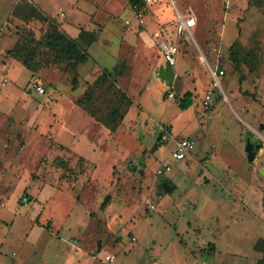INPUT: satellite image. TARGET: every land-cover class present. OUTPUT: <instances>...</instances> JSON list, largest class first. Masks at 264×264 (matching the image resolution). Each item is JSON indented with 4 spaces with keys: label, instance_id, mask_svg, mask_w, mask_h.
<instances>
[{
    "label": "rangeland",
    "instance_id": "1",
    "mask_svg": "<svg viewBox=\"0 0 264 264\" xmlns=\"http://www.w3.org/2000/svg\"><path fill=\"white\" fill-rule=\"evenodd\" d=\"M173 2L197 26L194 40L179 46L170 86L156 70ZM31 5L71 37L94 31L89 60L72 69L39 46L31 70L9 56L16 42L26 45V36L40 39L47 29L24 18ZM233 41L246 61L237 69ZM201 50L213 69L225 67L218 82ZM114 67L117 87L133 101L116 135L75 102ZM34 81L43 93L29 87ZM93 87L91 105L105 112L112 94ZM186 90L196 108L178 107ZM207 92L205 108L199 100ZM161 134L168 139L153 148ZM179 134L192 136L195 147L174 160ZM246 136L261 148L251 161ZM162 162L171 171L155 175ZM263 162L264 5L161 0L138 10L128 0H0V225L9 229L0 264H256Z\"/></svg>",
    "mask_w": 264,
    "mask_h": 264
},
{
    "label": "trees",
    "instance_id": "2",
    "mask_svg": "<svg viewBox=\"0 0 264 264\" xmlns=\"http://www.w3.org/2000/svg\"><path fill=\"white\" fill-rule=\"evenodd\" d=\"M129 4L141 10L145 5L144 0H128ZM251 2V0H248ZM255 3L264 5V0H255ZM34 17L39 21L47 24V29L40 39H35L33 36H26V45L16 42L13 47L8 49L6 53L20 60V62L27 68L31 69V59L33 58L36 49L39 46L45 47L48 51L52 52L59 61H65L69 67L75 69L76 64L84 63L89 60V53L86 47L92 44L96 40V33L94 31L80 28L78 34L75 37H71L63 29H61L54 19L48 16L42 9L31 5L26 10L24 18L28 19ZM191 41V39L182 36L181 42ZM34 43V44H33ZM33 44V45H32ZM236 43L229 46V59L233 64L234 68H239V65L245 61V57L239 55L235 50ZM25 55V56H24ZM114 72L120 73L115 67L112 69H104L95 79L94 84L87 87L83 94L75 99L76 104L82 106L90 116L96 121L102 123L105 128L113 135L117 130L118 126L122 123L125 114L129 108L133 105L132 99L128 94L119 89L113 79ZM72 84L75 87L77 79L73 77ZM95 85H105V90L112 94V98L108 99L107 110L101 112L98 108L91 105L94 100V87ZM165 96V94H164ZM193 95L190 90H186L179 98L178 107L180 109H187L192 105ZM162 143L160 136L158 137V143L153 148ZM110 195H106L103 201L100 203V208L103 209L108 204ZM254 249L259 252H263V256L260 257L256 264H264V237L258 238L253 245Z\"/></svg>",
    "mask_w": 264,
    "mask_h": 264
},
{
    "label": "built area",
    "instance_id": "3",
    "mask_svg": "<svg viewBox=\"0 0 264 264\" xmlns=\"http://www.w3.org/2000/svg\"><path fill=\"white\" fill-rule=\"evenodd\" d=\"M160 0H144L146 5H151L152 3ZM138 17H141L142 14L139 12ZM142 21V18L139 19ZM196 17L192 14L177 12V18L173 23L174 32L172 36H169L168 39L161 45L162 56L166 65H170L174 68L176 63V57L179 53L180 38L185 36L192 41L194 40V35L192 28L196 26ZM225 67L221 64L216 66L215 69H211V74L214 79L218 82L219 77L224 74ZM38 93H43L44 88L41 84L36 81L32 82L29 86ZM171 89V88H170ZM168 89L169 97H173L174 92ZM210 102L209 93H205L204 98L202 99L203 107L207 108ZM168 139L166 134L160 135V141L165 142ZM195 147V140L190 135H177L174 137V146L171 149L169 156L174 160H179L185 158V156L190 153ZM171 170V165L168 162H162L157 165L155 169V175H161L165 172Z\"/></svg>",
    "mask_w": 264,
    "mask_h": 264
},
{
    "label": "crops",
    "instance_id": "4",
    "mask_svg": "<svg viewBox=\"0 0 264 264\" xmlns=\"http://www.w3.org/2000/svg\"><path fill=\"white\" fill-rule=\"evenodd\" d=\"M161 1V0H160ZM166 3V2H165ZM167 4V3H166ZM174 7V13L175 14H173V16L172 17H170V18H174V22H175V20H176V18H177V12L179 11V9L177 8V6H176V4L173 2V4H172ZM180 12V11H179ZM185 13H187V12H185ZM188 14H192V15H194L193 13H188ZM170 19H166V20H164V21H169ZM197 20V19H196ZM196 26H197V21H196ZM196 26L195 27H193L192 28V31H193V35H194V32H195V29H196ZM169 27V26H168ZM173 30V31H172ZM170 32V34H169V32ZM173 32H174V28H173V24L171 25V29H167V35H166V37H163V41H162V43L160 44V45H162L165 41H166V39H168L169 38V36H172L173 35ZM159 33H160V31H159ZM78 34V33H77ZM195 37V36H194ZM232 44V43H231ZM180 46V45H179ZM201 49V48H200ZM161 53H162V48H161ZM201 55H200V59H201V61H204L205 63H206V65H207V67H209V69H210V72H211V69H213L212 68V66L209 64V62H208V60H207V58H206V56H204V54H203V52H202V50H201ZM179 54V53H178ZM204 56V57H203ZM203 58L205 59V60H203ZM162 62H160V64H165V61H164V59H163V56H162ZM11 68V67H10ZM174 71H175V68H174ZM9 72V71H8ZM9 74V73H8ZM176 71H175V76H176ZM37 83H38V81H36ZM163 83H165L164 81H162ZM174 82V81H173ZM172 82V83H173ZM40 84V83H39ZM172 85V84H171ZM170 85V86H171ZM32 89V88H31ZM204 97L203 96H200V104H201V106L203 107V105H202V99H203ZM211 102H212V95H211V100H210ZM210 103V102H209ZM197 103H195V99H193V102H192V105L191 106H193L194 108H196L197 107ZM190 106V107H191ZM189 108V107H188ZM187 108V109H188ZM121 126H118V128H117V130L115 131V133L118 131V129L120 128ZM114 133V134H115ZM116 135V134H115ZM179 135H183V134H179ZM186 135H189V134H186ZM177 136V135H176ZM174 137L175 136H173V146H174ZM257 144V143H256ZM173 148V147H172ZM260 147L258 146V150H257V152H256V154H255V156H254V158H253V160L255 159V157L257 156V155H259V153H260ZM192 152V151H191ZM190 152V153H191ZM190 153H188V154H190ZM188 154L185 156V158H183V159H186V157L188 156ZM245 154H247V152H246V150H245ZM264 163V162H263ZM171 171V170H170ZM169 172V171H168ZM263 173H264V171H263ZM170 186H172L171 185V183H170V181H166L165 180V182H164V187L165 188H167L168 190H170ZM35 228H37L36 226H35ZM35 228H32V231H34L35 230ZM8 233H9V229H8V227H6V226H4V225H0V247H2V245H3V243H4V237H6L7 235H8ZM28 239H30V238H28ZM26 241V240H25ZM216 251H217V253H220L219 251L220 250H218V248H216ZM3 255H5L4 254V252L1 250V248H0V256H1V258H2V256ZM236 262H238V259L236 260ZM239 263V262H238ZM3 264H8V262H3Z\"/></svg>",
    "mask_w": 264,
    "mask_h": 264
},
{
    "label": "water",
    "instance_id": "5",
    "mask_svg": "<svg viewBox=\"0 0 264 264\" xmlns=\"http://www.w3.org/2000/svg\"><path fill=\"white\" fill-rule=\"evenodd\" d=\"M157 76L161 81H164L165 84L171 85L175 78L174 68L170 65L160 64L156 70ZM245 150L247 152L248 160H253L257 150L258 144L253 143L249 136L245 137Z\"/></svg>",
    "mask_w": 264,
    "mask_h": 264
}]
</instances>
